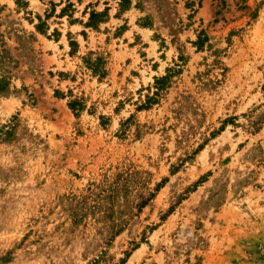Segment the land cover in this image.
Here are the masks:
<instances>
[{"label": "rangeland", "instance_id": "rangeland-1", "mask_svg": "<svg viewBox=\"0 0 264 264\" xmlns=\"http://www.w3.org/2000/svg\"><path fill=\"white\" fill-rule=\"evenodd\" d=\"M3 76L0 264H264V0H0Z\"/></svg>", "mask_w": 264, "mask_h": 264}, {"label": "trees", "instance_id": "trees-1", "mask_svg": "<svg viewBox=\"0 0 264 264\" xmlns=\"http://www.w3.org/2000/svg\"><path fill=\"white\" fill-rule=\"evenodd\" d=\"M23 0H18V4H21ZM26 4V3H25ZM132 4V0H120V6L122 8V10H127ZM72 5L69 4L67 5L65 8L62 9L61 15H65V13L68 12V10L70 9ZM109 18V14H108V9L104 10L102 12H98L93 10L90 13L89 19L87 22H85V26L86 27H91V28H98L100 23L106 22ZM39 19V24L36 25V29L38 30V32H40L41 34H45L47 33V24L45 22V20L43 21L40 17H38ZM208 37L204 32H201L198 36V40L196 42H194V45L197 46L198 49H202L205 44L208 42ZM78 43L75 40H71L70 39V46L71 47H75L77 46ZM104 63L105 60L101 57L98 56L96 57L94 60L93 58H91L88 61V64L90 65V68H93L95 70H101L104 67ZM105 69V68H104ZM175 70H168V73L162 77L156 78L155 80V90L151 95H148L146 100L144 102H142L141 105H139L140 109H147L150 108L151 105L155 104L156 102H158V100L160 99L162 93L167 89V87L170 84V80L172 78L173 72ZM9 86V81L3 76L0 79V93L2 92H6L7 88ZM61 97V96H60ZM69 107L75 111L78 112L79 110H81V108H78V102L77 101H71L69 102ZM123 130V127L122 129ZM177 171V167L174 166L173 168V173ZM167 180L165 179L163 181V183H165ZM161 187V184H159L157 186V189H159Z\"/></svg>", "mask_w": 264, "mask_h": 264}]
</instances>
